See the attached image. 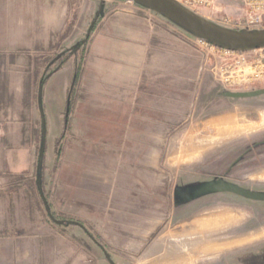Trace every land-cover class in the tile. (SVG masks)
I'll return each mask as SVG.
<instances>
[{"label":"rangeland","instance_id":"1","mask_svg":"<svg viewBox=\"0 0 264 264\" xmlns=\"http://www.w3.org/2000/svg\"><path fill=\"white\" fill-rule=\"evenodd\" d=\"M54 1L65 28L42 52L0 53V185L22 194L21 213L6 220L45 234L56 264H176L203 231L219 245L183 264H264V225L249 202L194 196L217 180L264 188V49L245 52L258 61L251 79L230 74L226 84L209 46L134 3L104 0L172 38L174 54L143 74L125 110L92 107L80 79L100 19L89 9L78 19L83 0ZM194 13L235 30L245 18L233 0ZM38 184L51 217L82 228L54 225Z\"/></svg>","mask_w":264,"mask_h":264},{"label":"crops","instance_id":"2","mask_svg":"<svg viewBox=\"0 0 264 264\" xmlns=\"http://www.w3.org/2000/svg\"><path fill=\"white\" fill-rule=\"evenodd\" d=\"M108 8L104 0H83L78 18L89 9L92 21L100 19L88 35L93 31L80 79L81 89L92 100V107L99 104L105 108L110 104L122 107L135 102L140 96L136 90L143 74L154 72L160 61L166 63L174 54L173 39L152 28L142 17L130 10L108 11ZM65 16L66 9L59 1L0 0V53L42 52L50 39L48 33L65 28ZM20 187L9 190L15 187L0 185V264H56V246L53 253H48L45 234L25 233L22 230L27 229L22 223L6 220V214L17 218L21 213L17 205L22 202ZM38 195L46 210L45 198L44 203L40 192Z\"/></svg>","mask_w":264,"mask_h":264},{"label":"water","instance_id":"3","mask_svg":"<svg viewBox=\"0 0 264 264\" xmlns=\"http://www.w3.org/2000/svg\"><path fill=\"white\" fill-rule=\"evenodd\" d=\"M130 3H134L144 9H147L154 14L167 20L186 34L190 35L192 38L198 41H202L213 47L230 50L235 52H251L255 50L264 49V30H235L228 29L196 15L194 12L184 8L174 0H123ZM88 38V37H87ZM263 93H255L250 96H259ZM44 131L42 130V135ZM218 187L219 191H225L226 185H212ZM213 189L207 187L206 190ZM38 190L45 203L41 187L38 184ZM201 189L194 193L197 197L200 195ZM238 194L244 195L252 199H263L264 196H259L255 194H250L243 191H235ZM45 208L50 219L56 225H62V221H55L49 212L48 206L45 203ZM73 224V223H67Z\"/></svg>","mask_w":264,"mask_h":264},{"label":"built area","instance_id":"4","mask_svg":"<svg viewBox=\"0 0 264 264\" xmlns=\"http://www.w3.org/2000/svg\"><path fill=\"white\" fill-rule=\"evenodd\" d=\"M184 8L195 12L197 9L210 8L215 4H225L230 0H174ZM241 6L242 11L245 13V18L242 21H238L240 25H243L242 29L236 30H254L260 28L264 24V0H233ZM130 3V2H129ZM197 43L209 46L211 52H215V56L212 55L215 61L214 69L216 73H219L218 80L220 82L228 84L230 81L229 75H234L235 78L248 80L251 79L249 71L257 67V60L248 61L245 57V52H235L230 50L219 49L206 44L202 41L196 40ZM255 50L251 52H257ZM217 63L220 64L217 68ZM223 63V64H222ZM215 75V73H214Z\"/></svg>","mask_w":264,"mask_h":264},{"label":"flooded vegetation","instance_id":"5","mask_svg":"<svg viewBox=\"0 0 264 264\" xmlns=\"http://www.w3.org/2000/svg\"><path fill=\"white\" fill-rule=\"evenodd\" d=\"M226 185V190L225 191H219V188L218 187H214L212 185ZM207 187H211L213 189H210V190H206ZM201 191L200 192V195L197 196V197H203V196H207V195H211V194H222V195H227L229 197H235V198H238V199H241L245 202H249L252 207L254 208V216H255V219H256V222L257 224H262L264 225V206L263 205H260L258 204L259 202L260 203H264V200L263 199H252V198H249V197H246L244 195H241V194H238L236 193L235 191H243V192H247V193H250V194H255V195H259V196H264V188L261 189V188H250L248 186H242L240 184H238L237 182L235 181H222V180H217V181H210V182H207L203 185H200V188ZM198 189V190H199ZM65 224H62L61 226H64ZM66 226V225H65Z\"/></svg>","mask_w":264,"mask_h":264},{"label":"bare ground","instance_id":"6","mask_svg":"<svg viewBox=\"0 0 264 264\" xmlns=\"http://www.w3.org/2000/svg\"><path fill=\"white\" fill-rule=\"evenodd\" d=\"M221 223H224V222L220 221V223H208V224L205 223L204 225L206 228L211 229V227L213 226L212 229H215V227L219 226V224H221ZM206 233L208 234V233H210V231H206V232L203 231L200 235H197V238L191 242L192 247L188 250V252H185L184 250H180V248H178V250H176V258L173 260L174 263H176V264L182 263L183 264L188 259L189 254L195 256L197 254H210V253L214 252L215 247L219 244L216 245L215 242L209 240V238L205 236ZM165 243H164V245H165ZM184 244H186V243H184Z\"/></svg>","mask_w":264,"mask_h":264},{"label":"trees","instance_id":"7","mask_svg":"<svg viewBox=\"0 0 264 264\" xmlns=\"http://www.w3.org/2000/svg\"><path fill=\"white\" fill-rule=\"evenodd\" d=\"M72 225L76 226V227H79V228H82L81 225H79L78 223H73Z\"/></svg>","mask_w":264,"mask_h":264}]
</instances>
